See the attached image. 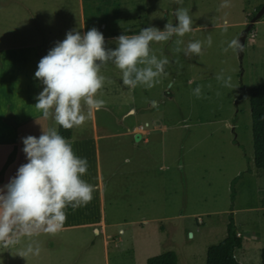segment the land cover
I'll list each match as a JSON object with an SVG mask.
<instances>
[{
    "label": "rangeland",
    "instance_id": "1",
    "mask_svg": "<svg viewBox=\"0 0 264 264\" xmlns=\"http://www.w3.org/2000/svg\"><path fill=\"white\" fill-rule=\"evenodd\" d=\"M223 3L151 0L158 29L176 23L178 8L188 9L193 22L183 37L151 43V54L169 61L151 88L129 89L114 64L101 65L106 79L96 98L105 102L102 110L110 118L105 130L110 136L100 141L103 169L110 174L104 177L106 193L114 180L117 205L125 210L116 221L132 222L115 229L125 232L110 241V264L140 263V256L130 251L138 228L147 229L145 237L153 240L155 256L173 252L178 264H205L207 249L223 240L231 213L245 238L264 235V171L253 163L249 96L251 88L264 83V16L246 37L241 58L238 49L229 46L264 2ZM177 39L183 41L179 52ZM194 41L202 43L201 53L185 55ZM116 46L115 41L105 42L106 48ZM217 75L230 77L232 86L218 81ZM197 86L199 98L193 94ZM138 126L151 131L136 142ZM144 219L147 224H141ZM96 229L19 237L13 246L0 244V264H103V240ZM118 238L121 243L115 247ZM29 245L38 247L39 254L21 257Z\"/></svg>",
    "mask_w": 264,
    "mask_h": 264
},
{
    "label": "crops",
    "instance_id": "2",
    "mask_svg": "<svg viewBox=\"0 0 264 264\" xmlns=\"http://www.w3.org/2000/svg\"><path fill=\"white\" fill-rule=\"evenodd\" d=\"M154 15L151 0H0V189L16 175L21 165L27 163L22 138L29 135L38 138L42 130L55 124L51 118L44 119L34 107L43 89L34 73L43 55H47L69 31L83 34L95 27L103 34L105 42H111L121 34L135 35L133 32L145 27L157 28ZM82 112L87 119L83 125L73 127L68 142L77 156L87 159L88 170L82 179L93 186V198L71 212L65 210L66 220L61 230L97 228L96 234L101 236L104 245L103 264H110V241L117 233L124 235L125 232L120 228L115 232V229L132 222L116 221L125 210L117 205L114 180L109 181L110 192L106 193L100 141L110 136L105 132L109 115L102 108L89 110L83 102ZM154 125L152 121L151 126ZM55 126L58 130V125ZM134 131V137L140 135L139 142L149 136L151 130L138 126ZM261 211L264 212V207ZM147 223L144 219L141 224ZM235 226L242 241V247L234 251L236 260L240 264H262L264 235L245 238L236 222ZM156 230L150 228L155 234ZM146 233L147 229H135L130 246L132 255L140 256L139 264H146V260L156 254L153 240L147 239ZM225 237L226 234L222 235L223 240ZM118 242L121 243L119 238L115 247L119 246Z\"/></svg>",
    "mask_w": 264,
    "mask_h": 264
},
{
    "label": "clouds",
    "instance_id": "3",
    "mask_svg": "<svg viewBox=\"0 0 264 264\" xmlns=\"http://www.w3.org/2000/svg\"><path fill=\"white\" fill-rule=\"evenodd\" d=\"M221 6L227 7V0ZM174 16L176 23H166L163 30L149 26L135 35L115 37V49L105 47V38L95 27L83 34L67 32L38 62L34 76L43 89L36 97L35 109L64 129L83 125L87 116L82 112V102L89 110L104 106L96 94L106 79L100 74L101 65L109 62L120 70L122 83L129 89L154 86L169 61L151 54V43L180 38L192 31L188 9L178 8ZM175 43V51H181L183 41L177 39ZM207 43L211 45V37ZM229 46L240 48L237 40ZM201 50L202 43L194 41L184 51L185 55H199ZM216 79L232 86L230 77L225 80L217 75ZM193 94L200 97V86ZM22 142L27 163L0 189V244L4 247L17 244L20 236L31 237L41 231L55 236L66 220L65 209L84 206L93 198V186L82 179L88 170L87 159L77 156L55 127L42 130L38 138H22ZM30 254L38 255L39 248L29 245L20 256Z\"/></svg>",
    "mask_w": 264,
    "mask_h": 264
},
{
    "label": "trees",
    "instance_id": "4",
    "mask_svg": "<svg viewBox=\"0 0 264 264\" xmlns=\"http://www.w3.org/2000/svg\"><path fill=\"white\" fill-rule=\"evenodd\" d=\"M264 1V0H260ZM260 8V7H259ZM257 9V11L259 10ZM256 11V12H257ZM136 31L133 34H138ZM130 35V34H125ZM250 114H251V130L254 147L253 163L256 169L264 171V83L254 86L250 89ZM58 133L67 141L71 139L73 128L64 129L58 126ZM264 207V195L261 201ZM71 212L70 206L65 209ZM232 211V209H231ZM234 217L228 216V224L226 227V237L217 245L207 249L205 264H240L234 257V251L242 247L241 238L237 235ZM261 263L264 264V248L261 250ZM146 264H178L177 256L173 252H163L159 255L150 257L146 260Z\"/></svg>",
    "mask_w": 264,
    "mask_h": 264
},
{
    "label": "water",
    "instance_id": "5",
    "mask_svg": "<svg viewBox=\"0 0 264 264\" xmlns=\"http://www.w3.org/2000/svg\"><path fill=\"white\" fill-rule=\"evenodd\" d=\"M264 16V5H262L259 10L256 12V14L251 18V20L249 21V23L247 24L246 28L243 30V32L241 33V35L239 36L238 42L240 45V48L238 49V53L240 58L242 57V52L244 50L245 47V40L246 37L248 36L250 30H252V27L254 24H256L262 17ZM140 138V135L137 134L135 136V141L137 142ZM191 235V234H190Z\"/></svg>",
    "mask_w": 264,
    "mask_h": 264
},
{
    "label": "built area",
    "instance_id": "6",
    "mask_svg": "<svg viewBox=\"0 0 264 264\" xmlns=\"http://www.w3.org/2000/svg\"><path fill=\"white\" fill-rule=\"evenodd\" d=\"M201 222H202V221L199 219V220H198V223H201Z\"/></svg>",
    "mask_w": 264,
    "mask_h": 264
}]
</instances>
